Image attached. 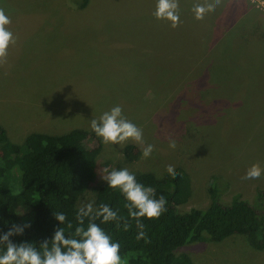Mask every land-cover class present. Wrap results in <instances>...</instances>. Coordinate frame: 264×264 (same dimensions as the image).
Wrapping results in <instances>:
<instances>
[{
    "label": "rangeland",
    "instance_id": "374dc122",
    "mask_svg": "<svg viewBox=\"0 0 264 264\" xmlns=\"http://www.w3.org/2000/svg\"><path fill=\"white\" fill-rule=\"evenodd\" d=\"M81 2L0 0L17 38L0 65V127L9 139L94 133L91 120L119 105L145 143L105 144L97 136L90 145L98 148L96 176L77 208L95 201L107 183L105 169L160 178L168 165L189 177L181 212L206 208L213 185L224 204L235 196L250 203L258 193L264 197V174L243 179L252 164L264 168V0H221L203 20L192 7L204 0H179L176 28L155 18L156 0H87L82 8ZM148 144L154 150L145 158ZM10 186L13 193L21 189ZM37 204L35 194L19 209L24 224L32 223ZM178 251L192 264H264V250L244 235Z\"/></svg>",
    "mask_w": 264,
    "mask_h": 264
},
{
    "label": "trees",
    "instance_id": "16d2710c",
    "mask_svg": "<svg viewBox=\"0 0 264 264\" xmlns=\"http://www.w3.org/2000/svg\"><path fill=\"white\" fill-rule=\"evenodd\" d=\"M87 0H82L81 8ZM236 47H239L236 46ZM207 55L201 56V58ZM223 63L224 58L219 57ZM216 67V66H215ZM94 133L73 129L65 134L50 135L31 133L22 144L13 143L6 131L0 127V235L7 233L12 226L25 225L18 211L31 204L34 195L38 204L34 219L23 234L13 235L14 244L30 243L39 248L45 241H51L58 227L71 236L79 226L76 219V202L85 193L96 176L98 148L90 145ZM99 142V140H98ZM133 159L134 157H129ZM176 176L168 173L158 178L152 173L136 175V180L146 187L155 189V198L163 196L166 211L159 218H141L146 233L145 239H137L136 221L128 217L124 207L127 201L119 189L100 186L96 190L95 207L108 204L120 217L128 220V231L116 227V222H95L119 242L123 264H192L186 253L178 251L193 242H221L233 235H244L251 247L264 250V197L258 193L256 201L250 203L239 196L224 204L219 200L215 185L209 190V205L206 208H192L181 212L178 206L185 203L190 195V182L186 170L175 168ZM21 185L20 191L13 193L11 182ZM66 215L61 225L54 213ZM71 222L73 227L67 228ZM88 223L85 218L84 226ZM4 246L0 245V252Z\"/></svg>",
    "mask_w": 264,
    "mask_h": 264
},
{
    "label": "clouds",
    "instance_id": "9594fccd",
    "mask_svg": "<svg viewBox=\"0 0 264 264\" xmlns=\"http://www.w3.org/2000/svg\"><path fill=\"white\" fill-rule=\"evenodd\" d=\"M221 4V0H204L203 3L193 4L192 12L196 20H203L205 15L214 12ZM157 20L170 22L171 27L176 28L180 24L179 0H156L155 11L153 13ZM10 17L0 8V65L7 63L9 47L16 43L14 33L8 27L11 25ZM90 127L96 136L102 138L105 144L123 145L131 140L143 145V131L136 124L128 120L123 115L122 107L117 105L109 111L104 112L99 119H92ZM169 147L175 149L176 141L170 140ZM154 146L148 144L143 148V156H151ZM107 175H102V179L108 187L119 189L127 203L124 207L128 211V217L136 221L138 229L137 239H145L144 224L141 218L156 219L166 211V200L163 196L155 198V189L146 187L136 180L135 175L127 168L120 170L113 169L110 172L105 169ZM167 173L175 178L176 171L173 165L166 167ZM264 174V168L260 164H252L246 171L243 179H259ZM95 201H82L77 209L76 219L79 226L71 236L65 235V229L58 227L51 241L45 240L37 248L30 243L14 244L10 237L23 234V226L13 225L5 234L0 235V245L4 250L0 252V264H122L119 242H113L103 228L95 221L101 219V223L107 224L115 221L116 227H121L128 231L130 224L128 220L120 217L108 204L101 203L95 207ZM55 219L63 225L67 217L65 214L54 213ZM87 218V226H84ZM73 227L71 222L67 223V228Z\"/></svg>",
    "mask_w": 264,
    "mask_h": 264
},
{
    "label": "built area",
    "instance_id": "2783aa9c",
    "mask_svg": "<svg viewBox=\"0 0 264 264\" xmlns=\"http://www.w3.org/2000/svg\"><path fill=\"white\" fill-rule=\"evenodd\" d=\"M252 2H254V3H256V1H258V0H251ZM262 3V2H261ZM262 4H264V3H262Z\"/></svg>",
    "mask_w": 264,
    "mask_h": 264
},
{
    "label": "crops",
    "instance_id": "0c3cea01",
    "mask_svg": "<svg viewBox=\"0 0 264 264\" xmlns=\"http://www.w3.org/2000/svg\"><path fill=\"white\" fill-rule=\"evenodd\" d=\"M264 252V251H263Z\"/></svg>",
    "mask_w": 264,
    "mask_h": 264
}]
</instances>
